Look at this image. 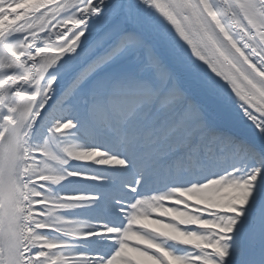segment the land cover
I'll return each instance as SVG.
<instances>
[{"label": "snow or ice", "instance_id": "1", "mask_svg": "<svg viewBox=\"0 0 264 264\" xmlns=\"http://www.w3.org/2000/svg\"><path fill=\"white\" fill-rule=\"evenodd\" d=\"M0 264H264V0H0Z\"/></svg>", "mask_w": 264, "mask_h": 264}]
</instances>
